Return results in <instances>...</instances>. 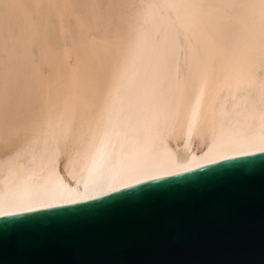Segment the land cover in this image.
Segmentation results:
<instances>
[{"label":"bare ground","instance_id":"6f19581e","mask_svg":"<svg viewBox=\"0 0 264 264\" xmlns=\"http://www.w3.org/2000/svg\"><path fill=\"white\" fill-rule=\"evenodd\" d=\"M264 152V0H0V217Z\"/></svg>","mask_w":264,"mask_h":264},{"label":"water","instance_id":"95a60500","mask_svg":"<svg viewBox=\"0 0 264 264\" xmlns=\"http://www.w3.org/2000/svg\"><path fill=\"white\" fill-rule=\"evenodd\" d=\"M0 264H264V152L0 217Z\"/></svg>","mask_w":264,"mask_h":264},{"label":"snow or ice","instance_id":"6c2138e0","mask_svg":"<svg viewBox=\"0 0 264 264\" xmlns=\"http://www.w3.org/2000/svg\"><path fill=\"white\" fill-rule=\"evenodd\" d=\"M0 215H2V213H0Z\"/></svg>","mask_w":264,"mask_h":264}]
</instances>
